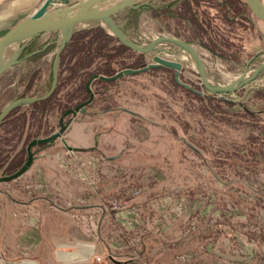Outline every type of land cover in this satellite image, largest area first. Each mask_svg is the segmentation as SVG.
Returning a JSON list of instances; mask_svg holds the SVG:
<instances>
[{
    "label": "rangeland",
    "instance_id": "obj_1",
    "mask_svg": "<svg viewBox=\"0 0 264 264\" xmlns=\"http://www.w3.org/2000/svg\"><path fill=\"white\" fill-rule=\"evenodd\" d=\"M122 16H114L118 25H123ZM91 24L99 23H82L76 29ZM256 30L241 43L237 59H223L218 51L193 44L212 83L234 81L245 72L249 58L264 50L263 21ZM176 32L182 40L192 39L189 30L173 20L168 29L146 15L137 26L126 28L131 40L142 43ZM56 36L44 33L37 44ZM13 50L14 46L8 48L5 57ZM154 54L182 62L185 69L180 79L212 96L201 84L189 54L148 53L144 64ZM53 55L54 51L31 62L23 60L0 75V110L24 89L21 80L28 78L33 67L38 75L31 90H39L37 95L47 91ZM262 61L260 53L247 75ZM173 72L125 76L106 89L97 88L100 98L106 99L78 114L62 138L43 151L44 160H35L20 177L0 182L2 199L47 200L55 208H64V213L50 209L53 232L65 228L95 238L111 255L134 258L142 252L146 264H264V94L245 97L250 89L264 88V72L228 95L239 100L226 101L232 105L198 101L183 93L171 83ZM240 103L258 115L246 114ZM103 106L113 110L105 111ZM59 116L51 112L43 131H58ZM39 118L31 119L33 132ZM79 123L88 127V141L81 142L84 147L76 140L81 136ZM20 132L9 134V143L0 148L2 157L8 159L25 145L18 142ZM4 133L3 127L0 134ZM23 213L20 222L26 216ZM39 218L35 214V225L29 226V240L17 242L19 254H26L29 245L40 244Z\"/></svg>",
    "mask_w": 264,
    "mask_h": 264
},
{
    "label": "trees",
    "instance_id": "obj_2",
    "mask_svg": "<svg viewBox=\"0 0 264 264\" xmlns=\"http://www.w3.org/2000/svg\"><path fill=\"white\" fill-rule=\"evenodd\" d=\"M124 12L123 25H120V27L125 33L126 28L137 26L143 15L162 22L168 29L170 21L173 20L176 24H180V26H184L186 30H189L192 39L185 40L186 42L191 45L197 44L200 48H205L210 52L218 51V54L220 53V56L226 60L233 58L237 59L239 57V54L242 52L240 50L241 43L248 35L252 36L253 31L257 32V23L260 22V20L248 10L245 0H151L146 5H142L136 9L128 8L124 10ZM259 35L262 37L261 34ZM173 36L180 38L177 32ZM56 38L57 36L49 40L52 42L48 45V41L41 44L47 45V47L37 52L33 56V60L38 59L41 55L54 51L56 47L54 41ZM38 39L39 37H36L31 40L24 53H22L21 59L37 48L35 45H37ZM144 55L145 54L131 50L119 43V41L109 33L107 28L100 24H91L86 27L77 28L60 53L57 69L58 79L55 91L46 100L34 103L33 107L41 111L44 110L43 108H48L50 114L51 112H57L61 115L65 110L75 107L88 98L89 94L86 91V82L92 75L111 76L125 68H141L145 65L143 59ZM252 57L253 56L249 59H252ZM53 59L54 55L50 64L47 89L50 87L53 78ZM30 60H32V58ZM159 70L166 72L173 71L170 68L157 67L142 73ZM36 73L38 72L36 71ZM173 75L170 79L172 85L183 93L191 95L194 99L198 101L216 100L218 103L224 102L225 104L232 105L220 99L217 95H200L190 89L180 86L174 80ZM122 79L123 77L113 81L94 79L91 83L94 100L90 105L96 104L97 102L100 103L101 100L106 99L105 97L100 98L99 94L101 93L98 92V89H106ZM190 86L194 88L193 85L190 84ZM96 94H98L99 97H95ZM257 94H264V88L250 89L245 93V97H251ZM18 96L24 97V91L19 93L16 97ZM90 105L87 107H90ZM240 105L243 107L246 114L252 117L258 115L251 111L246 105L241 103ZM103 108L105 111L112 109L107 106H103ZM122 110L132 115L136 114L128 109L122 108ZM258 112L263 111L259 110ZM12 114L2 123L1 127H4L5 133L2 135L0 134V148L3 144L9 143V134L16 130L20 131L25 126V113H22L19 118L14 119L10 117ZM31 115H34V113L32 112ZM67 121L68 120H66V122ZM29 122H31V119ZM30 135L31 134H28L26 136L25 144L31 137ZM188 145L195 151L199 150L193 144L188 143ZM24 146L23 144L21 149L18 150L19 157L17 160L11 162L2 172L1 167L5 164L7 158L2 157L0 154V174L7 175L21 164L22 154L24 155L25 153Z\"/></svg>",
    "mask_w": 264,
    "mask_h": 264
},
{
    "label": "water",
    "instance_id": "obj_3",
    "mask_svg": "<svg viewBox=\"0 0 264 264\" xmlns=\"http://www.w3.org/2000/svg\"><path fill=\"white\" fill-rule=\"evenodd\" d=\"M151 0H43L41 4L27 17L19 20L11 28L7 29L0 36V74L7 69L17 64L23 49L29 41L44 33H56L57 38L54 41L56 44L54 50V59L52 63L53 78L49 90L38 97H22L15 99L2 109L0 112V123L7 114L14 108L29 105L34 102L42 101L49 98L55 91L57 85V69L58 59L61 51L71 39L76 26L87 22H97L107 28L109 33L113 35L119 43L125 47L137 51L142 54L165 52L173 55L183 51L190 55L196 72L199 75L201 84L207 93L217 95L220 99L228 102H239L232 100L228 95L243 88L244 86L254 82L264 72V61H262L250 74L247 75L248 66L252 59L258 55L264 54V50L256 52L252 59H249L245 64V72L234 81L227 84L212 83L205 71V64L197 51V49L180 38L174 36L160 35L152 39L146 44H137L133 42L127 34L117 24L114 16L123 12L128 8L136 9L142 5H146ZM248 10L260 21L264 22V2L263 0H245ZM11 55L6 58L5 53L8 48L13 47ZM174 50H171V49ZM32 54L26 55L29 56ZM157 67H166L174 70V80L180 86L192 90L200 95H207L205 92L194 89L190 84L183 82L180 79V73L184 71L182 62L175 59L163 58L157 54L152 56V61L145 64L141 68H125L111 76L94 74L86 82V91L89 94L88 98L76 105L73 108L65 110L59 118V130L44 138H35L27 145V159L16 171L9 175L0 176V182L14 180L23 175L32 165L34 161V152L31 150L34 145L46 144L51 145L57 139H61L66 131L69 122L78 114L83 113L88 105L94 100V93L91 88V83L94 79L103 81H113L125 76L142 73L149 69ZM68 117V121L65 119ZM97 136L95 137V141ZM65 142V141H64ZM64 145L68 150H73L72 146Z\"/></svg>",
    "mask_w": 264,
    "mask_h": 264
},
{
    "label": "crops",
    "instance_id": "obj_4",
    "mask_svg": "<svg viewBox=\"0 0 264 264\" xmlns=\"http://www.w3.org/2000/svg\"><path fill=\"white\" fill-rule=\"evenodd\" d=\"M42 1L0 0V33L5 32L19 20L30 15ZM121 13L123 14L122 19H124L125 12ZM70 122V127H72L74 118ZM77 125L78 134L81 135L76 137L77 143L87 142L88 127L84 123ZM96 136L98 138L99 135ZM81 144H78V146H81ZM82 146L85 145L82 144ZM46 157L47 154L43 153L36 160H44ZM53 205L47 200L19 201L12 197L3 200L2 191L0 190V264H146L141 259L142 252H139L140 257L136 256L134 258L128 257V254L111 255L106 245H101L100 241L95 238H88L78 232H67L65 228L59 232L55 228V232H53L51 225L54 223L51 221L50 216L53 211L50 209L55 208ZM35 209L38 210L37 213L34 211ZM55 209H58L59 213H64L61 212V209L64 208L57 207ZM20 212H26L23 213L26 214L25 218H22L23 222H20ZM35 214L40 216L37 225L40 244L34 248L29 245L30 248H27L28 252L26 254H19L16 250L17 242L22 239L29 240V237H31V232L28 229L29 226L35 225ZM60 217L64 219L65 223L72 224V220L66 216L64 218L60 214ZM31 230L35 234V229ZM33 238L35 240V236ZM97 255L104 256V261L97 262L95 260Z\"/></svg>",
    "mask_w": 264,
    "mask_h": 264
},
{
    "label": "flooded vegetation",
    "instance_id": "obj_5",
    "mask_svg": "<svg viewBox=\"0 0 264 264\" xmlns=\"http://www.w3.org/2000/svg\"><path fill=\"white\" fill-rule=\"evenodd\" d=\"M263 2H264V0H263ZM42 35V34H41ZM41 35H39L38 37H40ZM37 37V38H38ZM30 42L31 41H29L28 42V44L26 45V47L23 49V51H22V53H24V51H25V49L27 48V46L30 44ZM52 41H48V43H47V45L48 44H50ZM47 45H40L39 46V44H37V45H35V46H37V48L33 51V52H31V53H29V54H32V55H29V56H27L26 57V55H25V57L23 58V59H21V55H22V53H21V55H20V57L18 58V62H17V64L19 63V62H21V61H27V62H31V61H33V56L37 53V52H39V51H42V50H44L46 47H47ZM28 55V54H27ZM260 55H258V56H256V57H254L253 59H252V61L251 62H253V61H255L258 57H259ZM9 57V56H8ZM8 57H6V58H8ZM32 58V60H30ZM16 65V64H15ZM14 66V65H13ZM33 70H32V72L30 73V75L28 76V78L26 79V80H21V83H22V85H23V90L21 91V92H17L15 95H13L12 97H11V99L9 100V102H11V101H13V100H15V99H18V98H22V97H20V96H18V97H16L19 93H22L23 91H24V93H25V96L24 97H38V96H42L43 94H45L48 90H49V88L47 89V91H45L43 94H40V95H37V91L39 92V90H35V92H33L31 89H32V87H33V85H34V80L36 79V77H37V73H36V71H35V68L33 67L32 68ZM4 73V72H3ZM2 73V74H3ZM2 74H0V75H2ZM49 76V75H48ZM32 91V92H31ZM46 100V99H45ZM42 101H44V100H42ZM8 102V103H9ZM38 102H41V101H38ZM38 102H34V103H38ZM8 103H6V104H8ZM34 103H31V104H29V105H23V106H19V107H16V108H14V109H12L8 114H7V116L3 119V121L6 119V118H8V116L10 115V114H12L13 112V114L10 116L12 119H14V118H19L20 117V115L22 114V113H25L26 115H25V117H26V122H25V126L21 129V132H20V134H19V136L17 137V139H18V142H20V143H23V142H25V138H26V136L28 135V134H31L30 136V138L26 141V144H25V146H24V150H25V155H24V159L22 160V162H21V164L14 170V171H16L18 168H20V166L26 161V159H27V145H28V143L31 141V140H33V139H35V138H44V137H47V136H49L50 134H52V132H48V131H46V132H44L43 130L45 129V127L47 126V123H46V121H48V120H45V119H49V117H50V111H49V109L47 108V109H45V108H43L44 110L43 111H41L40 109H35V107H33V104ZM6 105H4L2 108H1V110H0V112L2 111V109L5 107ZM32 112L34 113V115H31L32 114ZM32 116V117H31ZM38 116L41 118H39L38 120H36L37 121V126H36V130H35V132H33V126H34V124H32V123H30L29 121H30V119H36V117L38 118ZM61 116V115H60ZM60 116H59V118H60ZM59 118H58V125H59ZM45 120V121H44ZM67 119H65V121H66ZM3 121L0 123V130H1V126H2V123H3ZM17 122H19V121H17ZM28 124H30V126H27ZM27 126V127H26ZM59 128H60V126H59ZM50 145H46V144H37V145H34L33 147H32V151L34 152V161L36 160V158L39 156V155H41V154H43V151L46 149V148H48ZM19 157V154L17 153V150H16V152L12 155V156H10L8 159H7V161L5 162V164L1 167L2 169H1V172L2 171H4L8 166H9V164L11 163V162H13V161H16L17 160V158ZM33 161V162H34ZM14 171H11L9 174H11V173H13ZM9 174H7V175H9ZM2 176H4V175H2Z\"/></svg>",
    "mask_w": 264,
    "mask_h": 264
},
{
    "label": "built area",
    "instance_id": "obj_6",
    "mask_svg": "<svg viewBox=\"0 0 264 264\" xmlns=\"http://www.w3.org/2000/svg\"><path fill=\"white\" fill-rule=\"evenodd\" d=\"M157 37V35L156 36H154V38H156ZM153 38V39H154ZM133 41V40H132ZM133 42H135V43H137V44H146V43H142L141 41H133ZM104 259H105V257L104 256H101V255H97V256H95V260L97 261V262H103L104 261Z\"/></svg>",
    "mask_w": 264,
    "mask_h": 264
}]
</instances>
